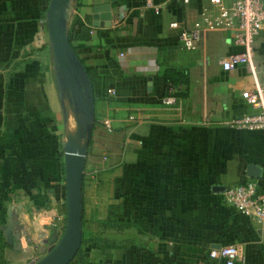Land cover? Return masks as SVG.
Listing matches in <instances>:
<instances>
[{
	"label": "crops",
	"instance_id": "0c3cea01",
	"mask_svg": "<svg viewBox=\"0 0 264 264\" xmlns=\"http://www.w3.org/2000/svg\"><path fill=\"white\" fill-rule=\"evenodd\" d=\"M47 3L0 0V264H31L39 253L16 242L18 217L37 229L28 211L65 210L63 118L41 30ZM105 4L110 20L94 25L93 7ZM207 4L74 0L70 27L89 30L72 44L92 81L95 116L81 183L85 241L70 264H224L211 254L224 245L238 248L234 264H264V220L213 188L250 178L248 163L262 167L253 178L264 188V129L232 123L255 112L241 91L264 87V34L251 44V63L231 69L220 59L243 50L233 28H203L184 48L180 30ZM167 68L186 70L170 103ZM110 204L126 227L99 224Z\"/></svg>",
	"mask_w": 264,
	"mask_h": 264
},
{
	"label": "water",
	"instance_id": "95a60500",
	"mask_svg": "<svg viewBox=\"0 0 264 264\" xmlns=\"http://www.w3.org/2000/svg\"><path fill=\"white\" fill-rule=\"evenodd\" d=\"M73 8L74 0H48L45 10V27L63 118L65 223L53 244L31 264H69L81 246V183L94 125L95 101L89 73L69 40ZM93 11L94 25L106 24L111 18L107 4L94 6ZM261 172L260 165L248 163L246 166L250 177H259ZM213 188L224 191L225 186L214 185Z\"/></svg>",
	"mask_w": 264,
	"mask_h": 264
},
{
	"label": "built area",
	"instance_id": "2783aa9c",
	"mask_svg": "<svg viewBox=\"0 0 264 264\" xmlns=\"http://www.w3.org/2000/svg\"><path fill=\"white\" fill-rule=\"evenodd\" d=\"M180 1L189 3L191 0ZM170 24L175 25V22L172 21ZM220 27L233 28L234 42L243 46V50L222 57L220 59L222 67L231 69L240 62L251 63V44L256 36L264 34V0H208V4L201 7L199 18L194 24L190 28L180 30L178 39L184 48L192 49L196 46L203 28ZM41 34L39 31L38 40L42 39ZM173 89V84L166 86L167 94L164 96V102L170 103L174 100ZM241 96L250 107L255 109V112L236 117L232 123L247 129H264V87L256 84L253 87L244 88ZM223 193L226 201L237 210L264 220V188L259 186L256 178L250 177L227 185ZM28 213L29 217L35 219L40 225L37 229L33 226L25 228L22 218L18 217L21 223L15 234L16 242L20 247L34 251H39L38 247L45 243L44 251H46L56 240L49 238L50 231L57 230L59 236L64 227L65 210L57 214L49 209H31ZM211 254L224 259V264H234V260L240 256L238 248L234 245H224L218 250H212ZM41 255L43 254L38 253L36 258Z\"/></svg>",
	"mask_w": 264,
	"mask_h": 264
},
{
	"label": "trees",
	"instance_id": "16d2710c",
	"mask_svg": "<svg viewBox=\"0 0 264 264\" xmlns=\"http://www.w3.org/2000/svg\"><path fill=\"white\" fill-rule=\"evenodd\" d=\"M89 30L88 27L84 26L83 24H80L77 28L71 26L69 27V40L72 44V39L78 34V35H86L87 31ZM73 46V44H72ZM74 48V46H73ZM164 78H165V86L168 84H177L179 82L185 83L186 82V70L185 69H175V68H167L164 71ZM117 208L113 205L108 206L107 216L103 220L99 221V224L102 225L105 228H110L112 226H119V227H126V222H120L117 219L116 210ZM92 241L96 243H101V240L99 238H92ZM85 241V238L82 235L81 238V245ZM81 254V246L78 249L77 253L75 254L74 258L69 262V264L77 259L79 255Z\"/></svg>",
	"mask_w": 264,
	"mask_h": 264
},
{
	"label": "rangeland",
	"instance_id": "374dc122",
	"mask_svg": "<svg viewBox=\"0 0 264 264\" xmlns=\"http://www.w3.org/2000/svg\"><path fill=\"white\" fill-rule=\"evenodd\" d=\"M43 32H44V35H43V39H45V40H47V31H46V28L45 29H43ZM40 41V40H39ZM58 234V231L56 230V231H54V233L52 234V235H50L49 236V238H51L52 240H55L56 238H57V235ZM44 247V246H43ZM45 249H43V250H40V251H38L39 252V254H44V252H46V251H44Z\"/></svg>",
	"mask_w": 264,
	"mask_h": 264
}]
</instances>
